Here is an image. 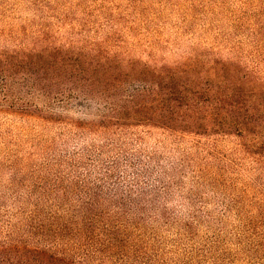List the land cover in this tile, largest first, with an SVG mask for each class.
<instances>
[{"label":"rangeland","instance_id":"obj_1","mask_svg":"<svg viewBox=\"0 0 264 264\" xmlns=\"http://www.w3.org/2000/svg\"><path fill=\"white\" fill-rule=\"evenodd\" d=\"M107 38L148 64L213 50L264 77V0H0V52ZM8 82L18 105L87 120L105 111L77 92L46 97L25 75ZM2 85L0 75V104ZM83 198L99 206L100 234L85 249L75 251L71 239L55 242L56 249H89V264H140L143 250L175 251L180 262L210 250L215 237L243 234L250 218L257 224L262 205L264 215V169L243 155L234 136L145 125L89 131L0 106V241L34 234L32 213L45 219L61 205L69 218ZM245 249L242 244L238 253Z\"/></svg>","mask_w":264,"mask_h":264},{"label":"trees","instance_id":"obj_2","mask_svg":"<svg viewBox=\"0 0 264 264\" xmlns=\"http://www.w3.org/2000/svg\"><path fill=\"white\" fill-rule=\"evenodd\" d=\"M111 41L107 38L83 46L68 41L13 50L11 54L0 52V106L89 131L145 125L208 138L234 136L243 155L264 169V77L257 67L238 58H223L213 50L175 62L148 64L119 52ZM18 75H25L46 97L62 98L77 92L103 103L105 111L87 120L29 103L18 105L8 82ZM87 195L92 196L90 192ZM61 207L52 208L45 219L32 213L28 225L34 234H9L0 241V264H89L93 258L89 249L75 251L89 247V238L100 234L99 206L91 198H83L82 205L67 219ZM258 218L257 224L253 218L244 223L243 234L211 239L207 243L210 250H199L198 258L177 262L175 251L146 255L147 250H143L140 264H239L240 260L243 264H264L263 205ZM106 231L113 234L114 230L107 225ZM83 235L79 242L77 236ZM41 238L53 243L43 244ZM70 239L76 247L73 253L55 248V242ZM232 240L236 247L230 246ZM242 244L246 245L245 254L238 253Z\"/></svg>","mask_w":264,"mask_h":264}]
</instances>
